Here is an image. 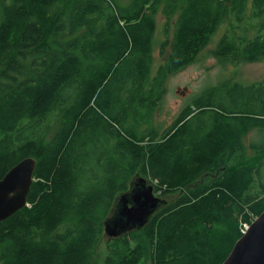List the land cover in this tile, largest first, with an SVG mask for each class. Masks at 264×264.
I'll return each mask as SVG.
<instances>
[{"label": "trees", "instance_id": "obj_1", "mask_svg": "<svg viewBox=\"0 0 264 264\" xmlns=\"http://www.w3.org/2000/svg\"><path fill=\"white\" fill-rule=\"evenodd\" d=\"M225 18L217 63L264 62V0H0V178L36 160L27 205L0 221V264H93L117 196L140 177L169 200L106 236L99 264L225 260L264 209L263 164L246 163L242 145L264 131V82L208 86L169 125H150L165 77ZM251 148L264 155V138Z\"/></svg>", "mask_w": 264, "mask_h": 264}, {"label": "rangeland", "instance_id": "obj_2", "mask_svg": "<svg viewBox=\"0 0 264 264\" xmlns=\"http://www.w3.org/2000/svg\"><path fill=\"white\" fill-rule=\"evenodd\" d=\"M120 3H125L126 0H119ZM250 13L247 12V18L245 17L242 25L252 26L254 23L249 20ZM175 17L173 16V21ZM230 22L233 23V19L225 18L222 20L217 31L211 37L209 44L201 50L197 55V58L190 64L183 67L181 70L171 73L165 77L163 82V93L160 98V103L157 108L152 112L150 125L154 128L160 126L163 128L171 123L173 118L178 114L180 109L187 104L193 96L201 92L204 88L212 85H217L221 82H239L241 84H249L256 81H264V62H240L237 65H220L216 59L212 56V50L217 45V42L226 30L230 27ZM156 31L154 34V42H157L154 46L153 52V66L152 74L154 73L158 64H160L164 55L159 53L158 43L164 39L162 35V28L164 18L161 13L155 15ZM258 23V22H257ZM243 28V32H245ZM171 29L169 30V36L171 35ZM247 31V30H246ZM250 35V33H249ZM228 84V83H227ZM147 124H143L145 127ZM263 130L251 128L242 138L243 154L246 159V163H262L261 177L264 181V155H257L251 148V144H257L264 138ZM145 185H152V193L155 197L161 200H165V203L169 200L168 197L158 195L154 191V184L149 180H144ZM158 208V207H157ZM159 209V208H158ZM157 209V210H158ZM156 210V211H157ZM139 225L130 226L127 230H135ZM100 241L96 247V256L93 264H99L102 257L106 253L105 242L106 235L103 233L100 237ZM145 264H149V260H145Z\"/></svg>", "mask_w": 264, "mask_h": 264}, {"label": "water", "instance_id": "obj_3", "mask_svg": "<svg viewBox=\"0 0 264 264\" xmlns=\"http://www.w3.org/2000/svg\"><path fill=\"white\" fill-rule=\"evenodd\" d=\"M35 164V158L27 156L0 178V221L27 205ZM144 180L142 177L136 178L127 192L117 196L116 205L120 206L117 216L103 222L106 236H117L130 226H142L165 204V200L153 195V186L145 185ZM121 217L126 220L124 224ZM221 264H264V209L235 241Z\"/></svg>", "mask_w": 264, "mask_h": 264}, {"label": "built area", "instance_id": "obj_4", "mask_svg": "<svg viewBox=\"0 0 264 264\" xmlns=\"http://www.w3.org/2000/svg\"><path fill=\"white\" fill-rule=\"evenodd\" d=\"M247 226H248L247 224H244V225H243V229H241V232H242V233L246 230Z\"/></svg>", "mask_w": 264, "mask_h": 264}, {"label": "flooded vegetation", "instance_id": "obj_5", "mask_svg": "<svg viewBox=\"0 0 264 264\" xmlns=\"http://www.w3.org/2000/svg\"><path fill=\"white\" fill-rule=\"evenodd\" d=\"M256 82H258V84H261V83H260L261 81H256ZM256 82H252V83H254V84H255ZM263 82H264V81H263ZM243 85H245V86H249V85H252V84H251V83H249V84H243Z\"/></svg>", "mask_w": 264, "mask_h": 264}]
</instances>
